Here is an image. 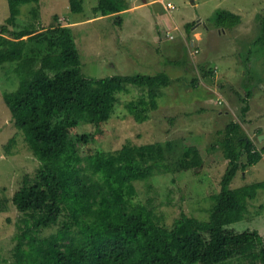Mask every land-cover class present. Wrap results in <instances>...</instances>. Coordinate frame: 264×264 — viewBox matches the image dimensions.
I'll return each mask as SVG.
<instances>
[{"label": "trees", "instance_id": "16d2710c", "mask_svg": "<svg viewBox=\"0 0 264 264\" xmlns=\"http://www.w3.org/2000/svg\"><path fill=\"white\" fill-rule=\"evenodd\" d=\"M6 1V23L16 25L20 5L38 0ZM132 2L97 0L93 17L110 16L120 27L123 13L133 6ZM82 3L68 0V8L79 13ZM257 19L260 33L252 46L263 47L264 13ZM239 23L240 16L228 10L219 12L215 19L219 29H231ZM193 24L185 25L187 32ZM35 31L33 23L17 30L0 26V65L15 61L19 78L18 87L5 92L3 99L16 131L37 161L33 175L24 173L10 198L22 216L19 231L13 236L9 264H231L235 259L264 264V240L258 230L237 232L230 227L244 218L247 198L256 193V188H263L264 181L229 187L238 170L244 171L260 160L264 146L259 149L242 133L240 123L229 120L224 138L218 141L227 166L220 190L211 195L212 206L204 207L208 218L181 211L170 225H165L154 209L135 200L134 181L151 176L154 165L174 174H198L204 159L197 146L173 141L125 143L107 152L79 145L78 141L88 143L102 136L117 101L115 92L124 84L143 87L140 95L123 104L135 121L143 122L159 105L158 90L172 79L165 71L86 76L81 72L79 51L69 26L51 24ZM245 59L249 61L248 56ZM166 62L180 65L182 60ZM201 70L213 74L212 69ZM190 83L191 88L198 86V78L193 77ZM243 87L241 118L249 110L252 94ZM82 125L93 127V133L75 136ZM15 142V136H11L4 146L7 153ZM243 155L245 160L241 159ZM171 156L176 158L175 168L164 163ZM8 201L7 197L0 200V212L7 210ZM45 229L51 231L44 235Z\"/></svg>", "mask_w": 264, "mask_h": 264}, {"label": "rangeland", "instance_id": "374dc122", "mask_svg": "<svg viewBox=\"0 0 264 264\" xmlns=\"http://www.w3.org/2000/svg\"><path fill=\"white\" fill-rule=\"evenodd\" d=\"M132 1L133 6L123 13L119 27L112 23L110 16L93 17L92 7L97 0H83V10L79 13L69 10L68 0L24 3L20 5L17 24H7V1L0 0V26L17 30L33 23L35 33L51 24L69 26L79 51L81 72L86 76L152 75L161 71L169 75L172 81L158 90V93L161 91L157 98L159 105L148 112L146 121H135L123 105L140 95L143 87L124 84L122 90L115 92L117 101L102 136L88 143L80 139L78 142L107 152H114L125 143L173 141L182 146H197L204 159L198 174L193 171L174 174L154 165L151 176L134 181L135 200L154 209L160 221L170 225L181 211L199 217L206 215L204 207L212 206L211 195L220 190L227 166L218 141L224 138L229 120L240 123L242 133L253 139L258 148L264 146V137L258 139L264 135V46H252L260 33L257 16L264 13V0ZM222 10L238 14L240 23L231 29H219L215 19ZM189 22L194 24L187 32L185 25ZM40 27L43 28L37 30ZM30 45L34 46L33 42ZM247 56L249 61L245 59ZM166 60L182 62L173 65ZM15 67V61L0 65V200L9 199L7 210L0 212V264H9L11 260L13 236L19 231L22 216L10 198L23 174L32 176L37 166L21 133L16 131L3 99L5 92L18 87ZM202 68L212 69L213 74H205ZM193 77L198 78V86L191 88ZM242 87L252 91L248 98L249 110L243 118ZM91 133L93 127L82 125L75 136ZM11 136H15L16 142L7 153L4 146ZM174 156L164 163L175 168ZM241 159L245 160L244 155ZM261 181H264V152L256 164L244 171L238 170L229 187ZM246 206L244 218L230 227L237 232L257 229L264 240V187L256 188V193L247 198ZM50 231L45 229L42 234ZM231 264L247 263L244 259H235Z\"/></svg>", "mask_w": 264, "mask_h": 264}, {"label": "water", "instance_id": "95a60500", "mask_svg": "<svg viewBox=\"0 0 264 264\" xmlns=\"http://www.w3.org/2000/svg\"><path fill=\"white\" fill-rule=\"evenodd\" d=\"M263 136H264V135H259V136H258V139H261V138H263Z\"/></svg>", "mask_w": 264, "mask_h": 264}, {"label": "clouds", "instance_id": "9594fccd", "mask_svg": "<svg viewBox=\"0 0 264 264\" xmlns=\"http://www.w3.org/2000/svg\"><path fill=\"white\" fill-rule=\"evenodd\" d=\"M260 140V139H259ZM260 149V148H259Z\"/></svg>", "mask_w": 264, "mask_h": 264}, {"label": "crops", "instance_id": "0c3cea01", "mask_svg": "<svg viewBox=\"0 0 264 264\" xmlns=\"http://www.w3.org/2000/svg\"><path fill=\"white\" fill-rule=\"evenodd\" d=\"M264 137V136H263Z\"/></svg>", "mask_w": 264, "mask_h": 264}]
</instances>
